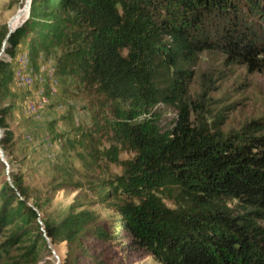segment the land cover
<instances>
[{"label": "trees", "instance_id": "obj_1", "mask_svg": "<svg viewBox=\"0 0 264 264\" xmlns=\"http://www.w3.org/2000/svg\"><path fill=\"white\" fill-rule=\"evenodd\" d=\"M29 37L31 62L50 48L66 47L58 61L62 73L78 75L92 102L113 106L110 127L117 145L109 156L117 160L118 147L134 154L122 162L113 190L127 198L112 204L121 216L117 229L131 235L129 250L151 253L161 264H264V118L228 135L211 132L194 125L182 96L188 87L183 67L204 52H221L230 65L251 72L261 69L264 0H33L6 53L14 59ZM10 66L0 61V90L11 79ZM2 101L0 93V127L6 129L0 145L6 150L12 107ZM161 103L180 105L171 134L135 122L139 109ZM12 180L2 192L0 232L15 226V233L3 247L35 230L44 251L56 255L55 242H67L65 264H73L76 239L100 217L84 210L57 224L43 220L44 228L23 180L13 174ZM164 187L180 190L187 207L168 208L155 194ZM228 200H236L242 212L233 214ZM87 233L104 241L116 237L101 227ZM26 250L38 259L36 244Z\"/></svg>", "mask_w": 264, "mask_h": 264}, {"label": "rangeland", "instance_id": "obj_2", "mask_svg": "<svg viewBox=\"0 0 264 264\" xmlns=\"http://www.w3.org/2000/svg\"><path fill=\"white\" fill-rule=\"evenodd\" d=\"M26 3L27 0H0V42L5 40L12 21ZM28 13L19 26L28 19ZM30 48L31 37L21 41L14 59L8 54L3 58L11 63L7 69L11 79L7 87H1L0 93L2 104L12 107L5 121L12 135L4 150L10 167L0 152V209L4 205L2 192L11 182L12 174L17 175L23 180L29 201L38 206L44 228L43 220L57 224L69 214L84 210L100 217L97 224L86 228L76 239L73 264H161L151 253L129 250L126 244L131 235L117 229L121 216L112 204L122 202L127 195L119 192L115 196L113 190L124 172L122 162L132 159L134 154L118 147V159L109 156V150L117 145L110 127L115 120L113 106L92 102L78 75L68 69L62 73L58 61L66 47L50 48L32 62ZM226 58L218 51L204 52L194 63L184 65L188 87L182 96L194 125L228 135L264 118V55L261 69L254 72L245 65H230ZM136 115L135 122H147L161 133L171 134L180 115V105L161 103L139 109ZM5 132L0 127V141ZM155 194L168 208L187 207V201L175 187L159 188ZM227 206L233 214L242 212L236 200H228ZM99 227L116 237L104 241L87 233ZM14 233L15 226L0 232V264H60L57 253L67 263V242H55V255L50 248L43 250L44 245L33 230L11 248L3 247ZM32 244L40 249L36 260L25 255L27 246Z\"/></svg>", "mask_w": 264, "mask_h": 264}, {"label": "water", "instance_id": "obj_3", "mask_svg": "<svg viewBox=\"0 0 264 264\" xmlns=\"http://www.w3.org/2000/svg\"><path fill=\"white\" fill-rule=\"evenodd\" d=\"M32 2H33V0H30V9H29V13H28V18L30 16V10H31ZM17 29L18 28H11L10 27L8 37H7L6 41L3 44L2 50L0 51V61L3 60V58L7 55L6 51L8 49V40L10 39V37L12 36V34L15 33V31ZM0 152H1V155L3 156V158H4L5 163L7 164V166L10 167L9 161L7 159V155L5 154V151H4V149L1 148V146H0ZM8 172L10 174V169H9ZM11 183H12V180H11ZM30 206L33 207V205L31 203H30ZM36 211L39 214V217L41 219V214L39 213V211L37 209H36ZM45 232H46V230H45ZM59 260H60V257H59ZM60 264H61V260H60ZM62 264H65L64 259H63V263Z\"/></svg>", "mask_w": 264, "mask_h": 264}, {"label": "bare ground", "instance_id": "obj_4", "mask_svg": "<svg viewBox=\"0 0 264 264\" xmlns=\"http://www.w3.org/2000/svg\"><path fill=\"white\" fill-rule=\"evenodd\" d=\"M29 9H30V0H27V3H26V5H25V7H24V9L20 12V13H18V15H17V17H15L14 18V20L12 21V23H11V27H13V28H16L18 25H19V22H20V20L22 19V17L23 16H25L28 12H29ZM23 57V56H22ZM24 58V57H23ZM29 62V61H28ZM26 63V62H25ZM20 66V65H19ZM22 67V66H21ZM28 67V66H27ZM31 67V66H30ZM24 68V67H23ZM21 69V68H20ZM24 69H26V68H24ZM28 70H29V68H28ZM31 71V70H30ZM34 71V70H33ZM33 71H32V73H33ZM39 72H40V70H39ZM30 73V72H29ZM37 74V73H36ZM34 75V74H33ZM38 75V74H37ZM23 76V75H22ZM38 77V76H37ZM21 78V77H20ZM24 79V78H23ZM39 80V79H38ZM20 81V80H19ZM23 83V82H22ZM31 83V82H30ZM34 83V82H33ZM35 84V83H34ZM24 85V84H23ZM38 85V84H37ZM33 86V85H32ZM56 86V85H55ZM55 248V247H54ZM56 249V248H55ZM56 252H57V249H56ZM58 255H59V257L61 258V264L63 263V257L59 254V253H57Z\"/></svg>", "mask_w": 264, "mask_h": 264}, {"label": "crops", "instance_id": "obj_5", "mask_svg": "<svg viewBox=\"0 0 264 264\" xmlns=\"http://www.w3.org/2000/svg\"><path fill=\"white\" fill-rule=\"evenodd\" d=\"M23 89V88H22ZM25 90V89H24Z\"/></svg>", "mask_w": 264, "mask_h": 264}]
</instances>
